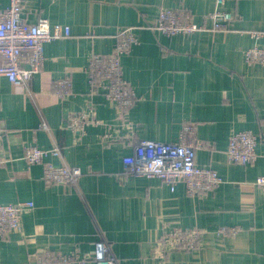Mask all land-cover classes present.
<instances>
[{
    "label": "crops",
    "instance_id": "crops-1",
    "mask_svg": "<svg viewBox=\"0 0 264 264\" xmlns=\"http://www.w3.org/2000/svg\"><path fill=\"white\" fill-rule=\"evenodd\" d=\"M10 2L0 0V10ZM216 6V0H24L28 23L45 18L69 26L71 36L45 44L43 70L28 80V91L0 77L7 160L0 204H34L22 213V232L0 239V264H36L35 254L45 250H79L84 264H95L90 257L101 235L120 264H264V191L256 185L264 176V66L246 62L247 50L264 48V36L252 35L264 32V0H225L222 9L235 16L228 31L168 37L148 28L161 9H187L202 23ZM119 28H133L139 40L122 58L138 96L125 113L92 94L87 74L93 54L112 52ZM65 77L71 93L59 98L55 83ZM83 113L85 132H73L69 117ZM185 124L195 125L203 144L197 164L224 181L214 192L190 197L184 184L173 191L155 178L118 174L136 141L175 143ZM240 131L257 137V158L246 166L226 155L231 135ZM54 139L64 159L85 172L80 192L47 185L43 165L29 166L24 158L26 147L49 149ZM45 161L60 163L51 156ZM222 226L240 232L223 236ZM195 227L204 230L197 249L159 258L166 232Z\"/></svg>",
    "mask_w": 264,
    "mask_h": 264
},
{
    "label": "built area",
    "instance_id": "built-area-1",
    "mask_svg": "<svg viewBox=\"0 0 264 264\" xmlns=\"http://www.w3.org/2000/svg\"><path fill=\"white\" fill-rule=\"evenodd\" d=\"M23 3L24 0H11L6 9L0 10V77L7 78L16 88L28 91V80L43 70L45 44L69 38L71 28L61 24L51 25L45 18L33 24L28 23L23 16ZM224 3L225 0H216V9L205 15L202 23H197L187 9H161L157 20L148 28L168 37L190 36L200 31H228L235 16L222 9ZM207 21L212 22L211 28L206 26ZM252 35L260 38L264 36V32H252ZM115 37L111 53H95L91 56L87 74L92 94H102L125 113L136 104L138 96L135 87L124 77L122 58L130 53L139 40L133 28H119ZM246 62L249 65L264 66V48L253 47L247 50ZM55 85L59 98L71 93L70 77L56 81ZM87 116L85 113L71 115L68 127L73 132L84 133L88 123ZM41 127L49 131L45 121ZM2 141L3 131L0 128V168L7 162L1 154ZM256 146L257 137L253 132L240 131L232 134L226 151L228 162L250 165L257 158ZM201 148L203 144L198 138L195 125L185 124L179 140L175 143L148 139L136 141L134 153L123 158V170L118 174L126 178H155L173 191L179 184H184L190 197L212 193L224 181L216 170L197 164V151ZM50 156L59 159L60 163L45 161ZM24 158L29 166L43 165L42 179L47 185H66L80 192L79 184L85 172L79 167L71 166L64 159L63 150L55 139L49 149L26 147ZM90 174L97 175V172L91 171ZM256 185L264 191V176L256 180ZM33 206V202L0 204V239L22 232V213ZM217 232L223 236L234 237L240 232V228L222 226ZM203 234L204 230L197 227L170 230L160 238L157 255L165 258L171 252L193 251L198 248ZM90 258L95 264H120L111 245L102 235ZM35 260L36 264H84L87 256H83L79 250L69 254L45 250L37 252Z\"/></svg>",
    "mask_w": 264,
    "mask_h": 264
}]
</instances>
